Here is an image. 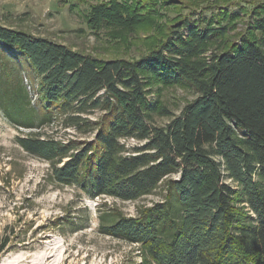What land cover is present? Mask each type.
<instances>
[{
	"label": "trees",
	"instance_id": "1",
	"mask_svg": "<svg viewBox=\"0 0 264 264\" xmlns=\"http://www.w3.org/2000/svg\"><path fill=\"white\" fill-rule=\"evenodd\" d=\"M121 1L92 6L109 13L100 24H114L106 8ZM199 22L171 27L135 61L0 26V113L27 132L16 144L49 165L55 187L154 198L136 217L97 208L99 233L136 246L140 264H264V40L242 36L227 48L225 27ZM178 85L196 98L176 116L156 91ZM55 129L75 136L58 139ZM78 215L68 221L75 232L91 221ZM10 243L0 236V258Z\"/></svg>",
	"mask_w": 264,
	"mask_h": 264
},
{
	"label": "rangeland",
	"instance_id": "2",
	"mask_svg": "<svg viewBox=\"0 0 264 264\" xmlns=\"http://www.w3.org/2000/svg\"><path fill=\"white\" fill-rule=\"evenodd\" d=\"M67 1L0 0V26L47 38L101 60L135 61L159 47L171 27L187 19L225 27L222 43L227 48L242 36L264 40V29L256 31L257 20L264 26V0H144L139 5L133 4L136 0H122L124 7L106 8L114 14L112 26L100 24L107 11L93 14L92 10L93 5L110 0ZM156 92L176 116L196 98L187 85L163 86ZM169 121L156 119L162 126ZM23 134L27 132L11 127L0 113V236L11 238L0 264H140L136 246L99 233L97 208L106 204L102 210L136 217L154 198L136 203L90 199L73 188H57L51 184L49 165L16 144ZM50 134L61 140L75 136L58 129ZM82 210L89 213L90 226L72 231L68 221L78 222Z\"/></svg>",
	"mask_w": 264,
	"mask_h": 264
},
{
	"label": "built area",
	"instance_id": "3",
	"mask_svg": "<svg viewBox=\"0 0 264 264\" xmlns=\"http://www.w3.org/2000/svg\"><path fill=\"white\" fill-rule=\"evenodd\" d=\"M122 142L125 143V144H127V145H132V144L135 143L134 140H129V141L123 140Z\"/></svg>",
	"mask_w": 264,
	"mask_h": 264
}]
</instances>
